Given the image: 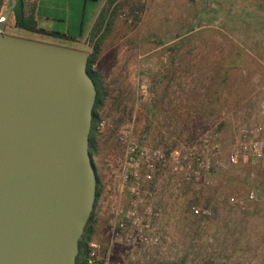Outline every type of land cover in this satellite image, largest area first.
<instances>
[{"label": "rangeland", "instance_id": "rangeland-1", "mask_svg": "<svg viewBox=\"0 0 264 264\" xmlns=\"http://www.w3.org/2000/svg\"><path fill=\"white\" fill-rule=\"evenodd\" d=\"M113 10L99 25L94 64L105 127L93 157L91 256L105 264H264V148L261 158L242 150L264 141V0H119ZM5 31L16 32L10 22ZM30 35L89 53L95 42ZM121 134L166 159L195 144L204 161L189 172L199 179L172 172L168 160L144 179V165L126 162ZM235 148L242 152L231 163Z\"/></svg>", "mask_w": 264, "mask_h": 264}, {"label": "water", "instance_id": "water-1", "mask_svg": "<svg viewBox=\"0 0 264 264\" xmlns=\"http://www.w3.org/2000/svg\"><path fill=\"white\" fill-rule=\"evenodd\" d=\"M0 14V264H76L95 206L89 52L5 31Z\"/></svg>", "mask_w": 264, "mask_h": 264}, {"label": "crops", "instance_id": "crops-1", "mask_svg": "<svg viewBox=\"0 0 264 264\" xmlns=\"http://www.w3.org/2000/svg\"><path fill=\"white\" fill-rule=\"evenodd\" d=\"M119 0H17L21 5L23 18L32 22L36 29L31 31L15 25L14 12L8 22L16 30L14 35L50 42L56 41L33 37L39 34L48 37H59L74 42H84L86 38L98 37L99 25L113 14V6ZM7 0L0 4V14L6 6ZM109 19V18H108ZM57 33L58 35H53ZM93 39V40H94ZM65 46V45H63ZM76 48V47H73ZM79 49H83L79 48Z\"/></svg>", "mask_w": 264, "mask_h": 264}, {"label": "built area", "instance_id": "built-area-1", "mask_svg": "<svg viewBox=\"0 0 264 264\" xmlns=\"http://www.w3.org/2000/svg\"><path fill=\"white\" fill-rule=\"evenodd\" d=\"M105 127V119L100 118L97 122L96 131L102 132ZM119 140L125 145V158L126 162L134 165L140 166V164L144 165L147 168V172L144 174V179L150 180L152 179L153 175L152 172L154 170L155 162H163L168 160L172 162V166L170 167L172 172L178 173L185 170V179L191 180L192 182L199 179L198 173L195 172L194 174L189 172L190 167L192 166L190 163L193 164H202L204 161L202 149L198 150L197 146L194 144L189 148V153L181 154V150H172L169 153L168 159L165 158L164 153L160 149H151L147 147L140 146L135 139L128 137L126 134H121L119 136ZM207 141V140H206ZM263 148H264V141H251L248 144L242 147V150H248L251 156L255 158H261L263 156ZM242 150L233 149L229 154V161L231 163H236L239 159V154ZM188 156V157H186ZM188 160V161H187ZM209 160L207 158V167ZM199 166V165H198ZM200 167V166H199ZM136 178H138V174H134ZM253 194H250V198H253ZM194 213H199V209L193 208ZM135 213L132 212V215Z\"/></svg>", "mask_w": 264, "mask_h": 264}, {"label": "trees", "instance_id": "trees-1", "mask_svg": "<svg viewBox=\"0 0 264 264\" xmlns=\"http://www.w3.org/2000/svg\"><path fill=\"white\" fill-rule=\"evenodd\" d=\"M1 3H2V0H0V4ZM13 12L15 15V25L17 27L23 28L26 30L42 32V30L36 29L32 22H30L26 18H23L22 8L20 4L18 3L16 4ZM53 35H58V34L53 32ZM101 39H102L101 37H96L94 39L95 42H94L91 53H89L87 65H86L87 73L91 77L95 85V88H96V98H95V102H94L93 110H92V120H91V128L89 132V144H88L89 152L92 155V157H94L97 151L96 150V126L99 120L98 110L105 97V91L102 85V78H101L100 72L94 68V64L96 63L98 48H99ZM98 197H99V178L97 175V190H96L95 203ZM93 213L94 211H92L91 216L89 220L87 221L84 227L83 233L79 239L78 253L75 258L76 264H105V261L103 258H93L90 254L91 249L89 246V241L92 235L91 222H92Z\"/></svg>", "mask_w": 264, "mask_h": 264}]
</instances>
